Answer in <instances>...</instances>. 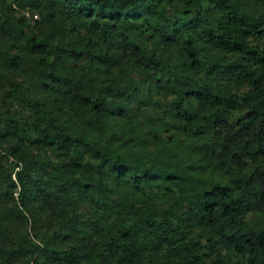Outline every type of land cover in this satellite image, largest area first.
<instances>
[{"label": "trees", "instance_id": "16d2710c", "mask_svg": "<svg viewBox=\"0 0 264 264\" xmlns=\"http://www.w3.org/2000/svg\"><path fill=\"white\" fill-rule=\"evenodd\" d=\"M0 40V264H264V0H0Z\"/></svg>", "mask_w": 264, "mask_h": 264}, {"label": "rangeland", "instance_id": "374dc122", "mask_svg": "<svg viewBox=\"0 0 264 264\" xmlns=\"http://www.w3.org/2000/svg\"><path fill=\"white\" fill-rule=\"evenodd\" d=\"M6 2H11V0H6ZM180 12H182V9L180 8ZM23 15L26 17V21L31 25L34 24V19L36 16L32 15L28 10L24 11L23 12ZM18 16V14H17ZM137 33L139 35L138 37V42H142L144 44L147 45V49H151V48H154L156 47V45L153 43V42H156V44L158 43L159 44V49L156 50V54L157 56L159 57H163L165 58L166 60L169 61L170 65H169V70L172 71L174 66L173 64L176 63L174 60H176V55L174 54V49L173 48H170L169 50L166 49L167 47H165V45L162 43V42H158L157 38L154 37L153 39H148V35H149V32L146 31L145 29H138L137 30ZM1 40H0V45H1ZM16 50L15 49H12L10 51L11 54H13ZM159 51H160V54H159ZM7 70L5 71H1L0 69V72L1 73H5ZM15 76L18 74L17 71H13ZM144 75H136L134 74L133 77L134 78H142ZM20 78V77H18ZM1 83H5V80L1 78L0 76V94H1ZM243 89H246V87H243ZM155 90V89H153ZM173 90V89H172ZM172 90L169 91L168 93V97L166 100H170L172 97H173V94H172ZM164 87H163V84H162V90H160L159 92V96L156 95V96H152L151 97V101H152V98L154 99H158L160 100L161 102L164 103V97H163V94H164ZM147 94V93H146ZM50 96V95H49ZM48 96V100L51 102L52 99ZM136 98H141V101H137V104H134L132 108H136L137 106H139L140 110H136V114L135 115H141L143 118L142 120L144 122L148 121V119L150 118L151 122L150 124H153L154 126H158V129H159V133L160 135L165 138V137H168V136H175L176 137V141L174 143H171V145L175 148L176 144L178 142H182V145L185 144L187 141H183L184 139V136L183 135H177L175 131V129L173 128H170L169 131H164V122H165V118L163 117V115L161 114V112H163L164 108L162 107L161 108H158V107H153L152 104H149L147 102H149L148 100H150V98L148 97V95H145V96H141V95H136ZM21 110V107L20 105L18 104V101L12 99L10 96H6L5 98V103H0V112H3L5 114L8 115V116H11L13 113H17L18 111ZM140 116V118H141ZM186 140V139H185ZM188 144V142H187ZM165 147L168 149L169 148V143H166L165 142ZM6 147H7V143H3L2 145H0V154H3L4 155V158H3V164L5 166L9 165V164H12L13 162H15L16 160L6 151ZM15 170H17V167H15ZM220 171L217 169V168H209L207 171H205L204 173V176H206V178H211V179H217V177H220ZM12 179L15 180L16 176L14 175V172H12ZM16 193L18 191V189L15 190ZM16 193H14V195L16 196ZM10 205V204H9ZM80 211L81 212H85L87 213L88 210H89V207L87 205H84V204H80ZM247 218L248 220L250 221L251 224H254L255 227H262L264 228V215L263 214H256V215H253L252 213H248L247 214ZM42 222H43V218L42 217H38V218H31L29 221H28V224L26 225H19V226H15L16 228L14 229V236H19L20 234L22 233H25V231L29 234L28 236L39 242L38 241V236L39 234H42L41 232H44L45 228L41 227L42 225ZM17 225V224H16ZM25 226V227H24ZM23 227V228H22ZM33 258L34 257H31L29 259V264H33Z\"/></svg>", "mask_w": 264, "mask_h": 264}]
</instances>
